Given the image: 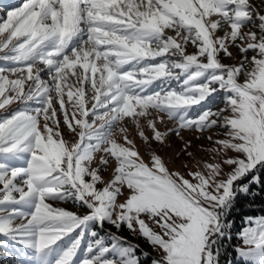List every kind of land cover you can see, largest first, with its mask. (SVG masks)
I'll use <instances>...</instances> for the list:
<instances>
[{
    "label": "snow or ice",
    "instance_id": "1",
    "mask_svg": "<svg viewBox=\"0 0 264 264\" xmlns=\"http://www.w3.org/2000/svg\"><path fill=\"white\" fill-rule=\"evenodd\" d=\"M232 49L239 63H224ZM0 62L13 264H142L122 226L158 253L151 264H221L231 213L264 185V0H25L0 17ZM165 118L176 127L161 132ZM182 131L223 137H206L211 162L187 176L158 154ZM243 223L239 264H264V215Z\"/></svg>",
    "mask_w": 264,
    "mask_h": 264
},
{
    "label": "rangeland",
    "instance_id": "2",
    "mask_svg": "<svg viewBox=\"0 0 264 264\" xmlns=\"http://www.w3.org/2000/svg\"><path fill=\"white\" fill-rule=\"evenodd\" d=\"M25 1L21 0H0V17L6 18V13L9 10H13L15 7L21 6ZM251 2L255 4H260V0H251ZM189 52L194 51L193 48L189 47ZM234 55H236V59H224V63L227 64H235L239 63L240 57L236 54V50L232 49ZM2 63V62H0ZM17 105L13 104L11 108H15ZM222 107V105H221ZM142 125H144L145 133L149 136H151L150 130L146 127V123L144 120L141 121ZM123 126L129 127V136L135 141V144L137 145L141 155L144 157L145 162L148 161V155L145 152V145L140 139V137L137 134V130L134 126L130 125L129 122L126 120L124 122ZM157 127L161 132L167 131L169 128H175L176 125L174 122H168L165 118L164 124H157ZM65 139L71 140L75 142L76 138L73 136L68 135L67 131L65 130ZM212 135L213 140L217 138H223L219 137L217 133L214 132H206L203 135L200 133L194 132V131H182L181 132V138L176 137L174 134L170 135L168 138V145H170V148L168 146H165L162 150H158V154L162 155L166 163L168 164V167L172 171H179L181 174L187 176L188 168H191L193 171H196L197 168L195 167L196 161L201 162H211V155L205 151V149H210L214 145L211 141L207 140L206 137ZM117 138L119 139V134H117ZM191 142V147L188 149V151L193 153V158H189L185 153L181 151V149L184 147V145L187 142ZM122 142V140H121ZM155 147V145H154ZM185 164L188 165V168L185 167ZM115 167V163L109 165L107 172H103L102 175L104 179L107 181L112 177L113 174V168ZM54 206L63 207L67 210L76 211L77 209L71 204V203H62V204H54ZM256 215V216H260ZM243 226V221L240 222ZM111 229L112 232H116L117 230L111 226H106ZM236 232L234 235L236 236L237 240L239 242H236L235 248L237 247H243L240 239L238 238ZM120 236L126 237L129 241H131L133 244L139 245L138 254L140 253H149L150 255L145 258L143 255H140V259L142 261V264H151L152 259L158 258V253L155 252L152 247L148 244V242L138 236H133L132 233L126 228L123 227L119 230L118 233ZM233 235V234H232ZM226 242H229V240H225L224 244ZM222 255L220 259H223V248L221 249ZM239 263V257L236 253V259L231 261L229 264H236ZM0 264H13V257L11 255H8L4 249L0 248Z\"/></svg>",
    "mask_w": 264,
    "mask_h": 264
},
{
    "label": "trees",
    "instance_id": "3",
    "mask_svg": "<svg viewBox=\"0 0 264 264\" xmlns=\"http://www.w3.org/2000/svg\"><path fill=\"white\" fill-rule=\"evenodd\" d=\"M254 195L250 197H241L235 210L231 213L230 219L234 221L232 228V239L226 242L223 247V259L221 264H229L236 259L235 244L239 242L234 235L239 232L243 225V217L246 215H264V185H256L252 189ZM239 264V263H236Z\"/></svg>",
    "mask_w": 264,
    "mask_h": 264
},
{
    "label": "bare ground",
    "instance_id": "4",
    "mask_svg": "<svg viewBox=\"0 0 264 264\" xmlns=\"http://www.w3.org/2000/svg\"><path fill=\"white\" fill-rule=\"evenodd\" d=\"M21 1H25V0H21Z\"/></svg>",
    "mask_w": 264,
    "mask_h": 264
}]
</instances>
